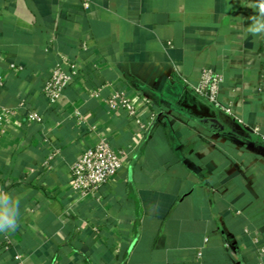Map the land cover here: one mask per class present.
<instances>
[{"label":"crops","instance_id":"0c3cea01","mask_svg":"<svg viewBox=\"0 0 264 264\" xmlns=\"http://www.w3.org/2000/svg\"><path fill=\"white\" fill-rule=\"evenodd\" d=\"M82 2L0 0V109L15 110L0 124V190L19 200L0 264H264V138L252 130H264V41L246 31L256 0ZM61 61L86 86L52 107L42 86ZM205 67L233 114L194 91ZM118 89L149 100L144 135L106 110ZM20 102L42 121L26 122ZM102 135L127 161L79 197L71 165Z\"/></svg>","mask_w":264,"mask_h":264},{"label":"built area","instance_id":"2783aa9c","mask_svg":"<svg viewBox=\"0 0 264 264\" xmlns=\"http://www.w3.org/2000/svg\"><path fill=\"white\" fill-rule=\"evenodd\" d=\"M12 1V0H8ZM89 0H83L82 6L87 8ZM63 61L56 64L46 81L42 86V92L48 103L53 107L63 96L65 89L72 85L85 87L84 75L79 66L74 63L66 62L67 68H64ZM13 68L14 65H11ZM95 70H91L93 77ZM89 75V76H90ZM86 77V76H85ZM223 84V77L210 67L202 69L197 84L193 87L194 91L201 97L207 99L215 107H218L225 113L233 114L232 107L224 104L220 99V91ZM88 94L94 97L99 96V91L88 88ZM149 100L135 93L130 96L123 90H116L105 99V107L108 112L123 113L137 127L139 133L144 135L149 129L151 122L144 118V112L148 110ZM18 110L24 109V117L28 123H38L42 121L39 112L33 109H25L24 103L20 102ZM12 108L0 109V124L7 121L10 115L14 114ZM154 116H151V118ZM253 132L264 138V130L260 127H253ZM128 158V151L125 149L115 150L107 137L99 136L97 141L83 149L75 158L71 165V185L72 190L79 197H86L95 193L106 185L125 165ZM264 252V248H262ZM18 264H22L19 255L15 256Z\"/></svg>","mask_w":264,"mask_h":264},{"label":"clouds","instance_id":"9594fccd","mask_svg":"<svg viewBox=\"0 0 264 264\" xmlns=\"http://www.w3.org/2000/svg\"><path fill=\"white\" fill-rule=\"evenodd\" d=\"M249 7L254 9L256 14L249 17L251 23L246 26V31L257 41H264V0H256ZM18 217L19 200L0 190V233L15 231L18 227Z\"/></svg>","mask_w":264,"mask_h":264}]
</instances>
